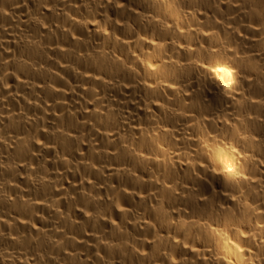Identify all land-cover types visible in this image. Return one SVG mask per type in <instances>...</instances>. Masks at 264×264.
<instances>
[{
  "label": "bare ground",
  "instance_id": "1",
  "mask_svg": "<svg viewBox=\"0 0 264 264\" xmlns=\"http://www.w3.org/2000/svg\"><path fill=\"white\" fill-rule=\"evenodd\" d=\"M0 264H264V0H0Z\"/></svg>",
  "mask_w": 264,
  "mask_h": 264
}]
</instances>
